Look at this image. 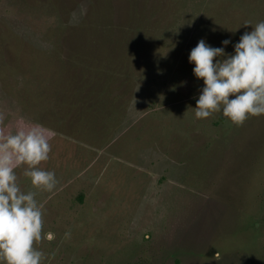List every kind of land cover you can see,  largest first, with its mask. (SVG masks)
Returning a JSON list of instances; mask_svg holds the SVG:
<instances>
[{
	"label": "rangeland",
	"instance_id": "1",
	"mask_svg": "<svg viewBox=\"0 0 264 264\" xmlns=\"http://www.w3.org/2000/svg\"><path fill=\"white\" fill-rule=\"evenodd\" d=\"M109 2L0 0V134L43 131L40 167L58 181L36 189L15 169L42 205V264H264V115L196 119L203 80L189 62L202 38L234 53L264 0H111L112 18ZM131 13L158 38L120 123L96 145L45 127L54 72L61 84L65 58L102 25L126 31Z\"/></svg>",
	"mask_w": 264,
	"mask_h": 264
},
{
	"label": "clouds",
	"instance_id": "2",
	"mask_svg": "<svg viewBox=\"0 0 264 264\" xmlns=\"http://www.w3.org/2000/svg\"><path fill=\"white\" fill-rule=\"evenodd\" d=\"M248 25L252 30L234 44L232 54L225 52L229 39L222 41L224 47H213L202 38L190 51L194 76L203 80L198 98L193 97L196 119L220 112L241 126L250 116L264 115V21L242 26ZM50 152L48 138L37 127L0 134V264L44 260V253L34 247L42 239V205L35 192L21 189L15 169L23 167L34 188L51 192L58 183L56 174L40 167Z\"/></svg>",
	"mask_w": 264,
	"mask_h": 264
},
{
	"label": "trees",
	"instance_id": "3",
	"mask_svg": "<svg viewBox=\"0 0 264 264\" xmlns=\"http://www.w3.org/2000/svg\"><path fill=\"white\" fill-rule=\"evenodd\" d=\"M108 7L106 16L112 18L111 0ZM136 16L140 14L131 13L126 31L116 27L108 30L102 25L87 37L80 50L76 49L77 53L65 58L61 84L60 71L54 72L53 87H59L58 110L49 112L45 127L96 145L108 137L111 123H120L135 93L137 77L153 51V41L158 38V26L148 14H141L138 20Z\"/></svg>",
	"mask_w": 264,
	"mask_h": 264
}]
</instances>
